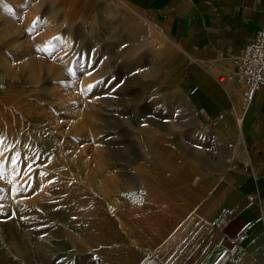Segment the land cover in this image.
Returning <instances> with one entry per match:
<instances>
[{"label": "rangeland", "instance_id": "obj_1", "mask_svg": "<svg viewBox=\"0 0 264 264\" xmlns=\"http://www.w3.org/2000/svg\"><path fill=\"white\" fill-rule=\"evenodd\" d=\"M185 61L122 0H0V264H134L191 212L225 149Z\"/></svg>", "mask_w": 264, "mask_h": 264}, {"label": "crops", "instance_id": "obj_2", "mask_svg": "<svg viewBox=\"0 0 264 264\" xmlns=\"http://www.w3.org/2000/svg\"><path fill=\"white\" fill-rule=\"evenodd\" d=\"M122 1L182 51L193 114L225 149L216 181L158 244L147 235L150 248L135 247L134 264H264V90L245 105L243 86L227 78L264 24V0Z\"/></svg>", "mask_w": 264, "mask_h": 264}, {"label": "built area", "instance_id": "obj_3", "mask_svg": "<svg viewBox=\"0 0 264 264\" xmlns=\"http://www.w3.org/2000/svg\"><path fill=\"white\" fill-rule=\"evenodd\" d=\"M235 71L227 78L235 79L243 86L242 101L250 104L255 92L264 90V24L255 32L253 39L247 43L241 53L234 57ZM240 240L245 235L239 236Z\"/></svg>", "mask_w": 264, "mask_h": 264}, {"label": "bare ground", "instance_id": "obj_4", "mask_svg": "<svg viewBox=\"0 0 264 264\" xmlns=\"http://www.w3.org/2000/svg\"><path fill=\"white\" fill-rule=\"evenodd\" d=\"M179 168H180V166H179ZM183 173V172H182ZM182 173H181V178L179 177V178H177V177H174L173 175H171V180H173V182L174 183H168V182H165L164 183V186H166V187H168V188H176L177 186H178V184H175V182L176 181H178V179H179V181L180 182H183L184 181V179H185V177L182 175ZM178 174V173H177ZM178 188V187H177ZM178 192H181V190H180V188H178ZM200 194H201V192H199V190L197 189V190H193L189 195H188V198L189 199H187V200H194V199H196V198H198L199 196H200ZM187 195V194H186ZM140 223V222H139ZM143 223V222H142ZM150 224V223H149ZM149 228V227H148ZM156 228H158V227H156ZM144 231V230H143ZM150 231V230H149ZM146 235V234H145ZM147 236V235H146ZM149 236V235H148ZM149 238V237H148ZM150 239V238H149ZM143 242V243H142ZM145 244V245H144ZM142 245H144V246H146L147 245V243L145 242V241H140V246H142ZM144 247H142V248H140V249H143Z\"/></svg>", "mask_w": 264, "mask_h": 264}]
</instances>
